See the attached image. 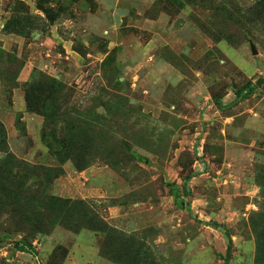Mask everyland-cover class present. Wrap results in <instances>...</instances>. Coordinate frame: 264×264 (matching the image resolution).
I'll return each instance as SVG.
<instances>
[{
    "label": "rangeland",
    "instance_id": "rangeland-1",
    "mask_svg": "<svg viewBox=\"0 0 264 264\" xmlns=\"http://www.w3.org/2000/svg\"><path fill=\"white\" fill-rule=\"evenodd\" d=\"M259 1L0 0V264H264Z\"/></svg>",
    "mask_w": 264,
    "mask_h": 264
},
{
    "label": "trees",
    "instance_id": "trees-1",
    "mask_svg": "<svg viewBox=\"0 0 264 264\" xmlns=\"http://www.w3.org/2000/svg\"><path fill=\"white\" fill-rule=\"evenodd\" d=\"M259 2L263 3L264 0H260ZM179 5H180V3H179ZM4 146H5L4 130H3V126L0 125V151H3ZM67 153L69 155L72 154V153H70L69 148L67 150ZM85 154H86V152H85ZM85 154L83 152H77L75 154H72V157H74V159H76L78 161V164H79L78 167H80V168H83V167L86 166V161L83 160L85 158V156H84ZM35 199H39V201L42 202L43 204H45L46 206H50V207H53V208H58V206H61V207L65 208L64 204H63V200L55 198L52 195H41V198L39 197V198H35ZM29 200L33 201V199L31 197L29 198ZM84 213L85 212L81 209V211L77 210V211H75V213H71V214L77 215L78 216L77 220L81 221V219H83V217L85 218V214ZM23 216L25 217V215H23ZM54 217L55 218L56 217H60L61 219H58V220L63 222V221H67L66 218L70 217V213L67 211V217H66L65 213H63L62 210H59V212L56 215H54ZM77 220L74 221L75 222L74 226L78 225L77 222H76ZM75 228L78 231L82 227L78 225V227L75 226ZM18 249H19V251H23L24 252V248L22 246H18ZM229 251H230V243L228 244L227 249H226V257L223 259L224 260V264H227V255H229Z\"/></svg>",
    "mask_w": 264,
    "mask_h": 264
},
{
    "label": "water",
    "instance_id": "water-1",
    "mask_svg": "<svg viewBox=\"0 0 264 264\" xmlns=\"http://www.w3.org/2000/svg\"><path fill=\"white\" fill-rule=\"evenodd\" d=\"M252 52H254V53H255V51H254V50H252Z\"/></svg>",
    "mask_w": 264,
    "mask_h": 264
},
{
    "label": "crops",
    "instance_id": "crops-1",
    "mask_svg": "<svg viewBox=\"0 0 264 264\" xmlns=\"http://www.w3.org/2000/svg\"><path fill=\"white\" fill-rule=\"evenodd\" d=\"M139 1H144V0H139Z\"/></svg>",
    "mask_w": 264,
    "mask_h": 264
}]
</instances>
